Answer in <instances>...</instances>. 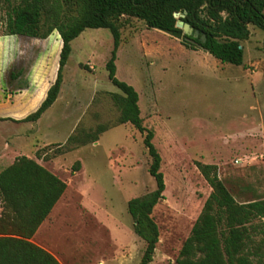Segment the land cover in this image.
Segmentation results:
<instances>
[{"label":"rangeland","instance_id":"1","mask_svg":"<svg viewBox=\"0 0 264 264\" xmlns=\"http://www.w3.org/2000/svg\"><path fill=\"white\" fill-rule=\"evenodd\" d=\"M13 3L0 0V172L25 156L66 184L31 241L60 264H139L145 245L126 205L152 192L155 182L143 136L117 123L111 94L119 91L104 67L112 36L86 29L72 41L56 101L38 121L19 122L53 84L61 41L56 31L45 39L4 35ZM121 23L116 78L137 93L165 185L152 212L159 238L150 264H175L211 193L195 163L215 165L238 203L264 200V32L248 26L236 67L136 19ZM100 125L107 129L97 142L67 144Z\"/></svg>","mask_w":264,"mask_h":264},{"label":"trees","instance_id":"2","mask_svg":"<svg viewBox=\"0 0 264 264\" xmlns=\"http://www.w3.org/2000/svg\"><path fill=\"white\" fill-rule=\"evenodd\" d=\"M184 12L181 20L198 32L195 39L176 27L174 13ZM123 18L179 39L185 49L204 51L220 64L239 67L244 57L240 43L249 36L248 26L264 32V0H14L5 14L4 35L45 39L56 31L61 40L55 80L37 109L19 121L23 123L38 121L56 101L72 41L86 29L110 32L113 46L104 67L108 81L119 91L111 94L119 113L117 123L129 124L143 136L150 158L148 173L155 182L152 192L126 205L133 233L145 245L139 264H150L159 238L152 212L164 199L165 185L153 132L140 118L137 93L116 78ZM106 129L100 125L93 132L70 136L67 144L95 143ZM78 166L77 162L74 168ZM195 166L211 193L175 264H264V200L238 203L218 178L215 165ZM65 190L63 181L25 156L0 172V264H60L31 239Z\"/></svg>","mask_w":264,"mask_h":264},{"label":"water","instance_id":"3","mask_svg":"<svg viewBox=\"0 0 264 264\" xmlns=\"http://www.w3.org/2000/svg\"><path fill=\"white\" fill-rule=\"evenodd\" d=\"M186 15V12L174 13L173 17L177 20L176 27L181 29L183 35L191 36L194 39L198 37V32L193 30L188 24L184 23L181 19H183ZM201 41L204 42V37L201 38ZM241 48V47H240Z\"/></svg>","mask_w":264,"mask_h":264},{"label":"crops","instance_id":"4","mask_svg":"<svg viewBox=\"0 0 264 264\" xmlns=\"http://www.w3.org/2000/svg\"><path fill=\"white\" fill-rule=\"evenodd\" d=\"M60 41H61V40H60ZM59 53H60V52H59ZM58 59H59V58H58ZM38 164H39V163H38ZM39 165H41V164H39ZM41 166H42V165H41ZM44 168H45V167H44ZM45 169H46V168H45ZM46 170L49 171L48 169H46ZM82 170H83V167H82ZM49 172H50L51 174H53L54 176H56L57 178H59L61 181H63V180H62V179H61L56 173H54V172H52V171H49ZM63 182H64V181H63ZM64 183H65V182H64ZM64 193H65V192H64ZM64 193H63V194H64ZM62 196H63V195H62ZM61 198H62V197H61ZM61 198H60V199H61ZM60 199H59V200H60ZM58 202H59V201H58ZM58 202H57V203H58ZM57 203H56V204H57ZM56 204H55V205H56ZM54 207H55V206H54ZM42 224H43V223H42ZM42 224H41V225H42ZM40 227H41V226H40ZM40 227H39V228H40ZM39 228H38V229H39Z\"/></svg>","mask_w":264,"mask_h":264},{"label":"built area","instance_id":"5","mask_svg":"<svg viewBox=\"0 0 264 264\" xmlns=\"http://www.w3.org/2000/svg\"><path fill=\"white\" fill-rule=\"evenodd\" d=\"M238 162H239V160H235V161H234L235 164H238Z\"/></svg>","mask_w":264,"mask_h":264}]
</instances>
